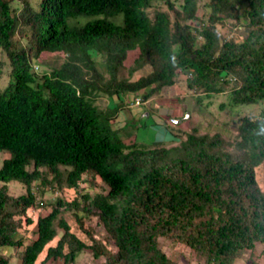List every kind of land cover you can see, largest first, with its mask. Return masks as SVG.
<instances>
[{
	"label": "trees",
	"instance_id": "obj_1",
	"mask_svg": "<svg viewBox=\"0 0 264 264\" xmlns=\"http://www.w3.org/2000/svg\"><path fill=\"white\" fill-rule=\"evenodd\" d=\"M156 1L38 0L34 8L30 0H0V49L12 76L0 91V150L9 152L0 182L15 180L25 190L13 196L0 185V264H10L6 247L22 245L20 217L32 223L26 215L37 205L32 183H49L41 168L55 181L63 176L68 188L89 174L107 190L83 193L80 201L56 198L36 217L20 264H75L81 250L98 260L91 264H179L160 250L159 237L187 246L206 264H232L255 242L264 244V192L254 177L264 164V106L241 118L233 141L192 128L165 146L124 142L112 126L119 105L94 104L98 94L131 92L146 100L177 82L206 96L228 90L230 105L264 101V0H206L201 19L199 0H179V9L162 0L172 20L167 12L147 11ZM118 14L120 24L108 19ZM79 16L94 18L68 24ZM229 20L239 29L221 38L215 26ZM42 52L59 54L62 62L37 73L31 57ZM147 65V74L129 79ZM69 209L88 243L70 231L62 215ZM91 215L114 251L83 228L81 217Z\"/></svg>",
	"mask_w": 264,
	"mask_h": 264
},
{
	"label": "rangeland",
	"instance_id": "obj_2",
	"mask_svg": "<svg viewBox=\"0 0 264 264\" xmlns=\"http://www.w3.org/2000/svg\"><path fill=\"white\" fill-rule=\"evenodd\" d=\"M37 1L38 0H30L34 8H37L38 6ZM169 1L172 2L174 8L179 9V0ZM205 2L206 0L198 1L197 16L200 19L204 18L206 15L205 9L203 7V4ZM153 10H161L167 12L171 20L174 17V12L162 0L153 2V4L147 9L150 14ZM93 18V16H79L77 18H69L67 22L69 25L76 23L83 24ZM108 19L116 24L121 23L120 14L108 17ZM189 23L192 25L194 24V22ZM215 28L221 38L232 36L239 29L233 25V21L231 20L225 23L224 26L217 24ZM14 37L24 43V40L20 38L19 32H17ZM91 54L94 60L98 59V56L96 54ZM133 55H135V51L131 50L128 52L127 57L124 60V66H127L128 63H130ZM61 61V55L54 56V53L50 52H42L39 55L38 59L31 57V65L37 66V73H42L44 71H48L52 67H56ZM124 71L125 70L123 69L122 72L124 73ZM149 71L150 67L148 65L144 66L143 68L134 71L130 75L129 79L134 80L140 75L147 74ZM11 80L12 76L10 73V65L6 56L0 49V91ZM133 95L134 93L131 92L126 93L129 101L132 100ZM151 97L155 99H153L150 103L145 102L141 103L138 106L132 107V109L137 108L138 110V113L135 114L136 116H132V114L130 113L132 111L131 108L124 106L122 111L126 115V124L122 126L121 119L117 120L116 118L117 122L112 124V126L115 127L117 125L118 127H123L124 129H126L127 127H132V129L134 130L132 135H135V140L137 142L150 143L156 138H160L162 135H158V133L156 132L154 134L152 133V130H154V128H152L153 125L149 126V128L146 130L143 129L146 128L147 125L153 124L154 121L151 117V114H146L147 112L151 113L156 111L153 109H149L150 106L155 104L156 100L162 99L163 103L169 104V108L167 106L166 108H162V110L164 111V115L162 114V119L166 124L165 126H167V130H169V128H173L174 133L176 132V134H178L177 137L172 136L171 139L162 140L165 146L176 144L180 137H184V131L192 128H195L196 132L199 134L219 133V135L224 140L233 141L235 139L237 133L236 129L241 118L247 115L258 114L264 106V101H258L254 104L249 105H230L228 103V90L206 96L200 92L198 94L194 93L193 91L187 90L184 84L180 82L175 83L171 87L163 89L161 93L155 94ZM197 97L200 98V102L195 104L194 99ZM157 104L155 108L162 106L159 105V103ZM186 114H188V116H186ZM119 134L120 133H118V136L122 138V136H120ZM165 135L168 136V133H164V136ZM122 140L124 142L127 141L124 138H122ZM228 149H231V147H228ZM7 157H9V152L7 150H0V165L2 163V160ZM26 169H31V165L26 166ZM41 170L43 172V176L46 180L49 181V183L44 185L38 182L32 183L31 187L33 188V192L35 193V204L37 205L36 207L29 208L26 211V215L32 219V223L25 224L23 223V217H20V225L17 228L16 238H21L22 245L20 247H6L4 249L5 254L10 256V264H18L23 246L34 238L32 229L36 217L38 215L47 213L56 198H62L66 201H70L73 198H78V200L80 201V195L83 193H87L88 195L92 196L95 193H105L107 190V187L96 176L84 174L81 177L82 179L79 181L77 188L72 189L66 187L63 176L58 181H55L51 179L50 174L46 172L45 168H41ZM60 170L64 175L67 168L60 166ZM254 177L258 187L261 191L264 192L263 163L257 165L254 168ZM1 184H5L7 192L13 196H17L25 192L24 186L15 180H10L6 183L0 182V185ZM72 211L73 209L66 210L62 213V215L69 224L70 231H72L77 237L88 243L89 239L87 235L82 231V228L78 226L76 218L73 216ZM77 213L80 214L81 212L77 210ZM81 220L83 223V228L89 230L93 237L100 240L101 242H105L107 244V248L111 251L115 250V248L111 244L107 243L106 239H108V237L105 233V230L103 229L101 223L97 221L95 216H83L81 217ZM59 234L55 238H53V240L50 241L46 246L54 245L56 240L59 238ZM158 247L169 259L176 261L179 264H206L203 258L196 254L193 250L181 243L173 242L170 239L159 237ZM44 254L45 248L38 255L35 263L41 260ZM97 261L98 260L93 259L90 252H88L87 250H81L76 254L74 262L75 264H91ZM45 264H62V262L60 259H50ZM232 264H264V244L255 242L252 249L243 250L241 255L234 259Z\"/></svg>",
	"mask_w": 264,
	"mask_h": 264
},
{
	"label": "crops",
	"instance_id": "obj_3",
	"mask_svg": "<svg viewBox=\"0 0 264 264\" xmlns=\"http://www.w3.org/2000/svg\"><path fill=\"white\" fill-rule=\"evenodd\" d=\"M57 55L60 56L59 54H54V56H57ZM133 97H134V95H133ZM133 97H132V100H133ZM153 99H155V98L150 97L147 100H145L143 103H145V102L146 103H150ZM132 100L129 101L127 96H126V94L122 95V96H120V95H118V96H108V95L98 94V96L94 99V104L99 106V107H101V108H114V107L119 105L118 110L116 112V116L112 120V124L117 122V120L121 119L122 126H123V125L126 124L127 119H126V115L123 113L122 109H123L124 106L125 107H129L131 109H132V107H135V106H132L130 104L132 102ZM162 101H163L162 99L156 100L155 104L150 106L149 109H153V110H156V111L155 112H151V113L147 112L146 114L147 115L151 114V117L153 118L154 121H153V124L147 125L146 128L143 129V130H146V129L149 128V126L153 125L152 128H154V130H152V133L154 134L156 132V133H158V135H162L160 137L161 139L159 137H158V139L157 138L155 139V140H160V141H162L164 139H171L172 138V133L165 132V131H167V126H165L166 124H165V122L162 119V114L164 115V111L162 110V108H166V106L169 108V104L168 103L165 104ZM157 103H159V105H162L163 107L160 106L158 108H155V106L158 105ZM130 113L132 114V116H136L135 114L138 113L137 108H133ZM117 116H119L120 118L117 117ZM116 118H117V120H116ZM115 128L118 129V133H120L119 135L122 136V138H124L126 140L131 139V138L135 139V135H132V133L134 132L132 127H127L126 129H124L123 127H118L116 125ZM161 130H164V131H161ZM171 130H172V132H174L173 128ZM164 133H168V136H166V135L164 136ZM18 264H20V260H19Z\"/></svg>",
	"mask_w": 264,
	"mask_h": 264
},
{
	"label": "clouds",
	"instance_id": "obj_4",
	"mask_svg": "<svg viewBox=\"0 0 264 264\" xmlns=\"http://www.w3.org/2000/svg\"><path fill=\"white\" fill-rule=\"evenodd\" d=\"M61 62H62V61H61ZM61 62H60V63H61ZM36 68H37V66H33V67H32V69H33L34 71H36ZM135 97L140 98L139 95L134 94L133 100H134ZM133 100H132V102H131L130 104H131L132 106H138V105H134ZM140 100H141V103H143V102L145 101V100H142L141 98H140ZM146 100H147V99H146ZM141 103H140V104H141ZM140 104H139V105H140Z\"/></svg>",
	"mask_w": 264,
	"mask_h": 264
},
{
	"label": "built area",
	"instance_id": "obj_5",
	"mask_svg": "<svg viewBox=\"0 0 264 264\" xmlns=\"http://www.w3.org/2000/svg\"><path fill=\"white\" fill-rule=\"evenodd\" d=\"M133 103H134V105H139L141 103L140 98L135 97L134 100H133Z\"/></svg>",
	"mask_w": 264,
	"mask_h": 264
},
{
	"label": "water",
	"instance_id": "obj_6",
	"mask_svg": "<svg viewBox=\"0 0 264 264\" xmlns=\"http://www.w3.org/2000/svg\"><path fill=\"white\" fill-rule=\"evenodd\" d=\"M186 116H188V114H186Z\"/></svg>",
	"mask_w": 264,
	"mask_h": 264
}]
</instances>
